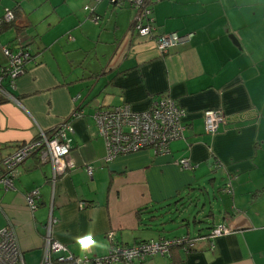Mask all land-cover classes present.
<instances>
[{"label": "crops", "instance_id": "0c3cea01", "mask_svg": "<svg viewBox=\"0 0 264 264\" xmlns=\"http://www.w3.org/2000/svg\"><path fill=\"white\" fill-rule=\"evenodd\" d=\"M86 1L0 0V15L16 12L0 31V64L4 44L32 54L13 86L3 79L15 97L0 101V173L6 153L78 110L66 131L72 167L53 182L51 163L32 154L16 167L12 187L0 183V228L11 224L24 264L43 256L50 211L53 238L74 255L101 257L113 245L176 236L166 234L163 207L186 188L205 190L206 178L222 202L212 225L231 230L213 247L199 240L180 264H264V0L153 1V34L190 33L162 53L133 29L131 4L100 0L91 11ZM160 95L184 108L183 136L163 153L142 147L106 160L94 110L123 102L144 110ZM206 108L226 116L213 132L204 127ZM180 157L192 166L181 167ZM33 188L31 209L25 194ZM166 262L154 256L141 264Z\"/></svg>", "mask_w": 264, "mask_h": 264}, {"label": "built area", "instance_id": "2783aa9c", "mask_svg": "<svg viewBox=\"0 0 264 264\" xmlns=\"http://www.w3.org/2000/svg\"><path fill=\"white\" fill-rule=\"evenodd\" d=\"M89 1L90 3L83 7L92 11L94 4L100 0ZM113 1H126L135 8L132 19L133 29L140 36L153 38L161 53L165 52L169 46L190 36V33L178 34L175 31L153 35V19L148 16L150 9L147 0ZM15 16L14 9L6 8L0 15V24L3 21L14 20ZM94 18H97V15ZM2 52L6 56V62L0 64V95L14 98L3 85V79L8 78L9 85L13 86L15 77L25 71L26 63L32 58V54L25 46L12 49L6 44L2 45ZM77 113L78 110L75 109L69 115L73 117ZM202 114L204 127L208 132L217 130L218 126L226 121L225 113L220 108H206ZM184 115V108L169 95H160L152 99L144 110H134L127 102H123L113 107H98L92 113L98 133L105 142L104 158L106 160L112 159L119 153L142 147H151L156 153L166 152L172 139L183 136ZM68 130H72L71 119L64 118L54 125L51 131L46 132L40 128L37 135L6 153L1 160L4 170L0 173V183L5 188L12 187L16 167L33 153H37L40 161L51 163V180L54 182L58 174L74 165V161L68 156L71 147L70 138L66 133ZM177 162L181 167L192 166L187 157H181ZM86 169L91 175L92 168L87 166ZM228 184L226 182L227 186ZM38 194L37 188L26 192L25 199L29 208L36 207ZM56 221L57 219L50 211L45 222L43 256L39 264H136L155 255L168 254L172 245L183 243L191 246L197 240L189 236L159 238L131 245H115L105 256L101 257L80 256L72 254L63 243L53 238L52 229ZM230 230V227L224 223L217 225L209 234L210 246L213 247L215 239L228 234ZM0 264H24L15 232L10 223L0 228Z\"/></svg>", "mask_w": 264, "mask_h": 264}, {"label": "rangeland", "instance_id": "374dc122", "mask_svg": "<svg viewBox=\"0 0 264 264\" xmlns=\"http://www.w3.org/2000/svg\"><path fill=\"white\" fill-rule=\"evenodd\" d=\"M87 1L83 6L90 3L89 0ZM199 185H205L206 189L198 185L193 189L186 188V193L183 192L181 196L171 198V201L163 207L167 209L163 214L165 220L170 219L163 225L169 236L185 233L189 236L205 234L213 221L208 211L211 209L214 217L219 215L222 202L216 189L209 185L207 178L204 182H199Z\"/></svg>", "mask_w": 264, "mask_h": 264}, {"label": "trees", "instance_id": "16d2710c", "mask_svg": "<svg viewBox=\"0 0 264 264\" xmlns=\"http://www.w3.org/2000/svg\"><path fill=\"white\" fill-rule=\"evenodd\" d=\"M113 1V0H112ZM114 2H116V3H119V4H122V3H124V2H126V1H123V2H120V1H114ZM147 2V4H148V6H149V9H150V11H151V7H150V4L153 2V0H147L146 1ZM129 3V2H128ZM130 4V3H129ZM11 9H14L15 10V7H11ZM3 14V13H2ZM148 16H150V12L148 13ZM13 21V20H12ZM12 21H3V22H1V24H0V31H2L3 30V28L7 25V24H9V23H11ZM133 27V26H132ZM159 35L161 34V33H158ZM157 34V35H158ZM153 35H155L156 36V34H153ZM7 45V44H6ZM9 46V45H8ZM3 83V82H2ZM3 85H4V83H3ZM7 85L9 86V80L7 79ZM7 85H4L5 87H7ZM7 90H9L8 88H7ZM9 92H10V90H9ZM11 93V92H10ZM12 94V93H11ZM13 97H15V96H13ZM5 99H11V98H9V97H7V96H2V95H0V101L1 100H5ZM115 106V105H114ZM66 118H69V119H71L72 118V116H67ZM51 129H53V127H51V128H49V129H46L45 131L46 132H49V131H51ZM33 154H35V155H37V153H33ZM37 158H38V160H39V157H38V155H37ZM181 158V157H180ZM180 158H178V159H180ZM177 159V160H178ZM1 160H2V158H1ZM176 160V161H177ZM24 161V160H23ZM2 163V162H1ZM21 164V163H20ZM226 186H225V184H223V186H221V189H224ZM38 196H39V194H38ZM38 198V197H37ZM146 209V207H141V208H139L138 210H137V212L139 211H141L142 209ZM211 211L212 210H209L208 211V214H210L211 213ZM160 216H149L148 217V219L149 220H153L154 218H159ZM184 221H185V218L183 219ZM186 223V222H185ZM220 223H218V224H215V225H210L209 227H208V230H207V232L205 233V234H201V233H198L197 235H195V236H189V234H187V233H185V234H183V235H179V236H173V237H170V238H174V237H180V236H189L190 238H195V239H197V240H195V242L191 245V246H186L185 244H183V243H181V244H175V245H172L170 248H169V252H168V254H166V255H155V256H166V258H167V262L165 263V264H180V263H182V262H184L185 261V259H186V256H187V254L188 253H191V252H193L194 250H196V248L194 247V245H195V243L196 242H198L199 240H204V239H206V240H208V242L209 243H211V239L209 238V234L211 233V231L217 226V225H219ZM7 225V224H6ZM200 237H202V238H200ZM144 241H148V240H144ZM144 241H140V242H144ZM139 243V242H138ZM117 245H119V244H117ZM113 246H115V245H113ZM113 246H111V247H113ZM154 257V256H153ZM152 257H150V258H148V259H146V260H144V261H141V262H137L136 264H141V263H143V262H145V261H147V260H149V259H151Z\"/></svg>", "mask_w": 264, "mask_h": 264}]
</instances>
